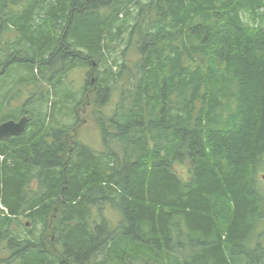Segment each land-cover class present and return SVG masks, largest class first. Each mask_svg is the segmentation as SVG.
Instances as JSON below:
<instances>
[{
    "label": "trees",
    "instance_id": "obj_1",
    "mask_svg": "<svg viewBox=\"0 0 264 264\" xmlns=\"http://www.w3.org/2000/svg\"><path fill=\"white\" fill-rule=\"evenodd\" d=\"M115 90L95 151L80 107ZM22 115L0 264H264V0H0V123Z\"/></svg>",
    "mask_w": 264,
    "mask_h": 264
},
{
    "label": "rangeland",
    "instance_id": "obj_2",
    "mask_svg": "<svg viewBox=\"0 0 264 264\" xmlns=\"http://www.w3.org/2000/svg\"><path fill=\"white\" fill-rule=\"evenodd\" d=\"M136 58L135 54L130 53L125 56L127 60H134ZM87 70V69H86ZM85 69L72 70L69 74L68 79L73 81V87L75 89L84 86L85 84ZM118 99V90L112 92L111 96L104 104H96L92 99L86 101L84 105L80 107L79 111V125L73 132L77 141L87 145L95 151H100L104 148L102 140V130L100 126L99 119L101 116L108 118L111 114L114 104ZM104 213L112 218L113 222H117L119 216V211L105 207L103 209ZM22 222L26 219L20 217ZM2 256V254H0ZM0 256V257H1Z\"/></svg>",
    "mask_w": 264,
    "mask_h": 264
},
{
    "label": "water",
    "instance_id": "obj_3",
    "mask_svg": "<svg viewBox=\"0 0 264 264\" xmlns=\"http://www.w3.org/2000/svg\"><path fill=\"white\" fill-rule=\"evenodd\" d=\"M27 116L22 115L19 119H9L0 123V140L7 139L11 136H19L26 125ZM264 181V174L261 175ZM28 224V222H26Z\"/></svg>",
    "mask_w": 264,
    "mask_h": 264
},
{
    "label": "bare ground",
    "instance_id": "obj_4",
    "mask_svg": "<svg viewBox=\"0 0 264 264\" xmlns=\"http://www.w3.org/2000/svg\"><path fill=\"white\" fill-rule=\"evenodd\" d=\"M114 2V1H113ZM67 121V120H66ZM70 121V120H69ZM65 122V121H64ZM53 127V126H52ZM99 216V215H98Z\"/></svg>",
    "mask_w": 264,
    "mask_h": 264
}]
</instances>
